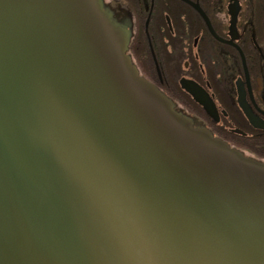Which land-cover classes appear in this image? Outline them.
<instances>
[{
	"label": "water",
	"instance_id": "95a60500",
	"mask_svg": "<svg viewBox=\"0 0 264 264\" xmlns=\"http://www.w3.org/2000/svg\"><path fill=\"white\" fill-rule=\"evenodd\" d=\"M106 0H0V264H264V159L140 70Z\"/></svg>",
	"mask_w": 264,
	"mask_h": 264
},
{
	"label": "flooded vegetation",
	"instance_id": "af4514ba",
	"mask_svg": "<svg viewBox=\"0 0 264 264\" xmlns=\"http://www.w3.org/2000/svg\"><path fill=\"white\" fill-rule=\"evenodd\" d=\"M132 20L141 72L232 145L264 159V0H106Z\"/></svg>",
	"mask_w": 264,
	"mask_h": 264
}]
</instances>
